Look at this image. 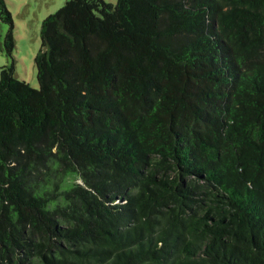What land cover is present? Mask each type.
I'll use <instances>...</instances> for the list:
<instances>
[{"label":"trees","instance_id":"trees-1","mask_svg":"<svg viewBox=\"0 0 264 264\" xmlns=\"http://www.w3.org/2000/svg\"><path fill=\"white\" fill-rule=\"evenodd\" d=\"M42 34L39 89L1 68L0 264H264V0H68Z\"/></svg>","mask_w":264,"mask_h":264},{"label":"rangeland","instance_id":"rangeland-1","mask_svg":"<svg viewBox=\"0 0 264 264\" xmlns=\"http://www.w3.org/2000/svg\"><path fill=\"white\" fill-rule=\"evenodd\" d=\"M14 23V50L8 52L6 36L10 25L0 20V81L1 68L12 66L15 75L35 89H39L35 58L42 48L43 22L63 8L68 0H4ZM117 5L118 0H103ZM1 3V0H0Z\"/></svg>","mask_w":264,"mask_h":264}]
</instances>
